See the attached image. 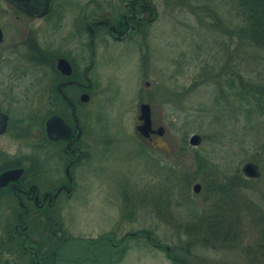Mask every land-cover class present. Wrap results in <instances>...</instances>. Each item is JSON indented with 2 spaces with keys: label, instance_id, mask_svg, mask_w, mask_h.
Masks as SVG:
<instances>
[{
  "label": "rangeland",
  "instance_id": "1",
  "mask_svg": "<svg viewBox=\"0 0 264 264\" xmlns=\"http://www.w3.org/2000/svg\"><path fill=\"white\" fill-rule=\"evenodd\" d=\"M234 3L150 0L154 20L133 45L98 51L88 126L100 146L54 214L65 264L82 259L81 241L129 232L141 234L124 243L119 264H171L166 246L189 264H264V118L227 95L222 77L258 75L239 67L248 52L229 41ZM46 21L44 49L57 34ZM49 71L38 68L25 79ZM141 104L151 108L153 129H164L153 145L136 132ZM194 134L202 138L197 147L188 142ZM249 162L258 166V179L242 174ZM46 224L42 218L37 228ZM145 233L163 248L153 249ZM4 253L0 264H23L18 254Z\"/></svg>",
  "mask_w": 264,
  "mask_h": 264
},
{
  "label": "flooded vegetation",
  "instance_id": "2",
  "mask_svg": "<svg viewBox=\"0 0 264 264\" xmlns=\"http://www.w3.org/2000/svg\"><path fill=\"white\" fill-rule=\"evenodd\" d=\"M57 1L40 16L44 0H21L25 7L0 0V178L13 172L0 187V226L5 227L0 251L18 254L23 264H63L56 206L75 193L93 148L100 146L92 143L96 132L88 126L94 93L90 72L101 48L133 45L154 20L150 0ZM46 20L57 34L44 49L41 23ZM47 67V78L25 79L29 71ZM9 145L16 149L10 152ZM42 218L48 224L40 229ZM140 234L81 241L82 259L71 256L66 263L119 264L124 243ZM145 234L153 249L163 248ZM165 253L171 264H189L167 246Z\"/></svg>",
  "mask_w": 264,
  "mask_h": 264
},
{
  "label": "trees",
  "instance_id": "3",
  "mask_svg": "<svg viewBox=\"0 0 264 264\" xmlns=\"http://www.w3.org/2000/svg\"><path fill=\"white\" fill-rule=\"evenodd\" d=\"M234 4V10L229 12V28L233 24L229 41L248 52L247 59L239 61V67L257 70L258 75L234 78L230 77L233 71L225 72L224 90L252 114L264 118V0H235Z\"/></svg>",
  "mask_w": 264,
  "mask_h": 264
},
{
  "label": "water",
  "instance_id": "4",
  "mask_svg": "<svg viewBox=\"0 0 264 264\" xmlns=\"http://www.w3.org/2000/svg\"><path fill=\"white\" fill-rule=\"evenodd\" d=\"M6 1L16 7H25L24 5H22L21 0H6ZM50 4H51V0H44V4L41 7V12L38 15L43 16L47 14L50 8ZM68 73L69 71L66 72V74ZM146 85L148 86V84ZM138 121L140 122V124L136 127V132L142 138L149 140L152 135L153 136L158 135L159 137H163L164 129L162 127H158L156 130L152 128L151 108L148 104L140 105ZM201 141H202L201 136L194 134L189 138L188 142L190 146L197 147L201 144ZM241 172L248 179H258L260 177V170L258 166L251 162L246 163L242 167ZM12 173L13 172H9L0 178V187L5 185L10 180V176H13ZM14 175L18 176L19 172L18 173L14 172ZM201 188H202L201 185L199 183H196L192 189L195 194H199Z\"/></svg>",
  "mask_w": 264,
  "mask_h": 264
}]
</instances>
